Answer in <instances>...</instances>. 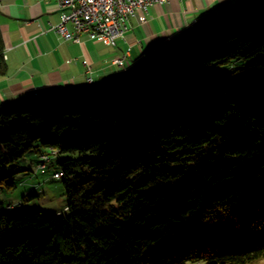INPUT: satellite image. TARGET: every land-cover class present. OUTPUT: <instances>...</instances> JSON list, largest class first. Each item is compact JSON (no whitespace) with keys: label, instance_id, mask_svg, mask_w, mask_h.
Returning a JSON list of instances; mask_svg holds the SVG:
<instances>
[{"label":"trees","instance_id":"1","mask_svg":"<svg viewBox=\"0 0 264 264\" xmlns=\"http://www.w3.org/2000/svg\"><path fill=\"white\" fill-rule=\"evenodd\" d=\"M29 104L0 107V189L15 187L4 167L54 150L66 214L1 211L0 264L264 257V0L192 21L139 68Z\"/></svg>","mask_w":264,"mask_h":264},{"label":"crops","instance_id":"2","mask_svg":"<svg viewBox=\"0 0 264 264\" xmlns=\"http://www.w3.org/2000/svg\"><path fill=\"white\" fill-rule=\"evenodd\" d=\"M256 0H169L137 8L114 45L86 33L78 41L55 29L62 10L56 0H0V30L7 71L0 75V107L96 83L107 74L136 67L182 37L196 19L213 21L227 10ZM118 66L112 59L123 56Z\"/></svg>","mask_w":264,"mask_h":264},{"label":"rangeland","instance_id":"3","mask_svg":"<svg viewBox=\"0 0 264 264\" xmlns=\"http://www.w3.org/2000/svg\"><path fill=\"white\" fill-rule=\"evenodd\" d=\"M156 53L153 55H156ZM145 61L138 64L136 68H139ZM241 63L235 62L233 65H240ZM127 69L121 66L120 71ZM117 73L107 74L102 77V80L95 79L96 83L93 84L105 83L109 77H113ZM85 85L88 84L84 83L80 87ZM29 105V103L26 104V106ZM37 144L40 149H48L47 144L39 141H37ZM54 154V150L50 153L44 151L40 154L30 150L17 161L3 168L1 174H10L12 171H16V173L13 174L15 187L10 191L0 189V212L13 216H19L24 211L35 210H41L45 214H51L52 212L54 214H66L63 176L56 177L54 174V172L60 170L57 158L53 157ZM44 164L46 167L41 168ZM187 264L195 263L187 262ZM246 264H264V257Z\"/></svg>","mask_w":264,"mask_h":264},{"label":"built area","instance_id":"4","mask_svg":"<svg viewBox=\"0 0 264 264\" xmlns=\"http://www.w3.org/2000/svg\"><path fill=\"white\" fill-rule=\"evenodd\" d=\"M169 0H56L62 10L56 31L66 40L78 41L82 33L114 45L124 35L127 20L137 8L147 11L156 3ZM123 56L112 59L118 65Z\"/></svg>","mask_w":264,"mask_h":264},{"label":"bare ground","instance_id":"5","mask_svg":"<svg viewBox=\"0 0 264 264\" xmlns=\"http://www.w3.org/2000/svg\"><path fill=\"white\" fill-rule=\"evenodd\" d=\"M121 64H123V62H118V66H120ZM44 163H45V162H44ZM44 165H45V164H44ZM44 165H42L41 168L46 167V165H45V166H44ZM54 174H55L56 177H58V176H61V175H62V172H61V171H56V172H54Z\"/></svg>","mask_w":264,"mask_h":264}]
</instances>
